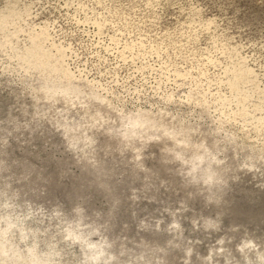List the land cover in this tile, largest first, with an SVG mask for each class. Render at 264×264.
Instances as JSON below:
<instances>
[{
    "label": "rangeland",
    "instance_id": "1",
    "mask_svg": "<svg viewBox=\"0 0 264 264\" xmlns=\"http://www.w3.org/2000/svg\"><path fill=\"white\" fill-rule=\"evenodd\" d=\"M0 264H264V0H0Z\"/></svg>",
    "mask_w": 264,
    "mask_h": 264
},
{
    "label": "bare ground",
    "instance_id": "2",
    "mask_svg": "<svg viewBox=\"0 0 264 264\" xmlns=\"http://www.w3.org/2000/svg\"><path fill=\"white\" fill-rule=\"evenodd\" d=\"M137 118V117H136ZM139 118V117H138ZM133 120H141V119H133ZM143 120V119H142ZM148 123H151L152 120L151 119H145ZM253 128L256 127V125L252 126ZM204 139H207V137L204 135L203 136V141ZM204 147L203 143H200L198 146H196L195 148H191V151H193L194 153L200 152L202 151L201 149ZM208 168V167H207ZM212 172V171H211ZM211 174V173H210ZM107 188V187H106ZM105 189V188H104ZM110 189V188H109ZM109 189L107 188L106 191H109ZM37 208V207H36ZM32 210V209H31ZM34 210V209H33Z\"/></svg>",
    "mask_w": 264,
    "mask_h": 264
}]
</instances>
